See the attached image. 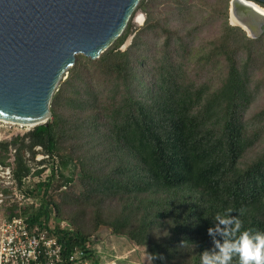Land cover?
<instances>
[{
    "label": "trees",
    "instance_id": "obj_1",
    "mask_svg": "<svg viewBox=\"0 0 264 264\" xmlns=\"http://www.w3.org/2000/svg\"><path fill=\"white\" fill-rule=\"evenodd\" d=\"M229 2L141 0L142 27L130 20L95 60L78 55L49 124L0 142V168L38 202L10 203L8 217L50 227L67 254L84 250L94 264L108 262L104 231L152 264H200L213 217L228 209L244 210L242 231L264 232V108L250 114L264 36L232 26Z\"/></svg>",
    "mask_w": 264,
    "mask_h": 264
},
{
    "label": "water",
    "instance_id": "obj_2",
    "mask_svg": "<svg viewBox=\"0 0 264 264\" xmlns=\"http://www.w3.org/2000/svg\"><path fill=\"white\" fill-rule=\"evenodd\" d=\"M140 1L0 0V119L48 125L54 91L77 56L99 58ZM260 4L264 0L229 2L230 24L251 39L264 36Z\"/></svg>",
    "mask_w": 264,
    "mask_h": 264
},
{
    "label": "built area",
    "instance_id": "obj_3",
    "mask_svg": "<svg viewBox=\"0 0 264 264\" xmlns=\"http://www.w3.org/2000/svg\"><path fill=\"white\" fill-rule=\"evenodd\" d=\"M13 126L24 127L0 121V132L10 134ZM45 157L43 155V159ZM6 179L10 181L7 183L12 190V203H15L19 210L26 205H38L36 200L21 193L10 169L7 170ZM25 181L30 183L31 176ZM5 201L4 194L0 192V204ZM6 213L0 223V264H94L85 259L87 252L84 250L75 249L67 254L63 242L50 227L49 230L39 225L31 227L26 217L20 215L10 218ZM67 225L65 221L61 223L64 228Z\"/></svg>",
    "mask_w": 264,
    "mask_h": 264
},
{
    "label": "rangeland",
    "instance_id": "obj_4",
    "mask_svg": "<svg viewBox=\"0 0 264 264\" xmlns=\"http://www.w3.org/2000/svg\"><path fill=\"white\" fill-rule=\"evenodd\" d=\"M201 0H197L199 2L198 4L200 5ZM208 3H213L216 0H205ZM260 7L264 9V4H260ZM142 16L145 18H142ZM144 19V21H143ZM146 20V15L145 13L142 12L141 9L136 10L134 13L133 17L131 18V23L134 28L142 27L145 23ZM220 30V23L216 22L214 24H210L206 27L203 28V31L201 33V36L203 38H210L216 34L219 33ZM132 36H130L125 44L122 46L123 49L128 47L131 44V39ZM262 51L264 55V47L259 49ZM254 77L255 81L258 84L261 81H264V57H262L259 60L258 65L255 67L254 71ZM261 93L259 94V98L257 101L253 104L250 114L252 115L254 112L259 111L260 109L264 108V87L263 85L261 86L260 89ZM33 127H19V126H13L10 129V134H5L4 132H0V142L4 141H10L13 137H16L17 135H24L28 133L30 130H32ZM17 134V135H15ZM255 150H258V148H255ZM14 153V150H13ZM29 155V152L26 153ZM14 159V155L11 160ZM38 160L43 159V155L40 154L37 156ZM6 181L10 182L9 180L6 179ZM11 197H9L10 199ZM13 201L10 200L9 202H4L3 204H0V223L2 222L5 214L4 212L6 211L5 208H7L8 204L12 203ZM101 237L100 242L98 247L105 251L103 254L104 256H109L107 259L108 264H152L149 256L146 254V251L144 248L141 247H135L131 243H129L125 239L117 238L111 233L103 232L102 234L98 235ZM118 258V259H116ZM106 264V263H105Z\"/></svg>",
    "mask_w": 264,
    "mask_h": 264
},
{
    "label": "clouds",
    "instance_id": "obj_5",
    "mask_svg": "<svg viewBox=\"0 0 264 264\" xmlns=\"http://www.w3.org/2000/svg\"><path fill=\"white\" fill-rule=\"evenodd\" d=\"M217 214L213 217L214 227L207 232L212 238L214 248L201 253L200 264H232L233 258H239V264H264V232L243 229L241 209L238 215ZM220 237V239H217Z\"/></svg>",
    "mask_w": 264,
    "mask_h": 264
},
{
    "label": "flooded vegetation",
    "instance_id": "obj_6",
    "mask_svg": "<svg viewBox=\"0 0 264 264\" xmlns=\"http://www.w3.org/2000/svg\"><path fill=\"white\" fill-rule=\"evenodd\" d=\"M7 170L0 168V192H2L6 188H10L9 184L6 181ZM10 196L11 195H4V198L6 200L5 202H7L8 200L9 201L11 200V198L9 199ZM5 209L7 211V208H5ZM6 211L4 212V214L6 213Z\"/></svg>",
    "mask_w": 264,
    "mask_h": 264
},
{
    "label": "bare ground",
    "instance_id": "obj_7",
    "mask_svg": "<svg viewBox=\"0 0 264 264\" xmlns=\"http://www.w3.org/2000/svg\"><path fill=\"white\" fill-rule=\"evenodd\" d=\"M259 7H260V5H259ZM261 8V7H260ZM262 10H264L263 8H261ZM0 121H4V122H6V123H10V124H16V123H13V122H8V121H5V120H1L0 119ZM22 125V124H21ZM23 126V125H22Z\"/></svg>",
    "mask_w": 264,
    "mask_h": 264
},
{
    "label": "crops",
    "instance_id": "obj_8",
    "mask_svg": "<svg viewBox=\"0 0 264 264\" xmlns=\"http://www.w3.org/2000/svg\"><path fill=\"white\" fill-rule=\"evenodd\" d=\"M116 259H118V258H116ZM106 264H108V263H106Z\"/></svg>",
    "mask_w": 264,
    "mask_h": 264
}]
</instances>
